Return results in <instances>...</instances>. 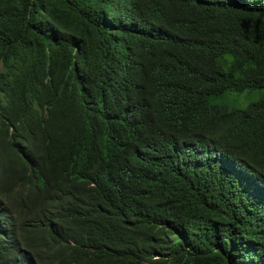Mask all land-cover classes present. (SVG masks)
<instances>
[{"label":"trees","instance_id":"trees-1","mask_svg":"<svg viewBox=\"0 0 264 264\" xmlns=\"http://www.w3.org/2000/svg\"><path fill=\"white\" fill-rule=\"evenodd\" d=\"M6 156L0 264H264V0H0Z\"/></svg>","mask_w":264,"mask_h":264},{"label":"clouds","instance_id":"clouds-1","mask_svg":"<svg viewBox=\"0 0 264 264\" xmlns=\"http://www.w3.org/2000/svg\"><path fill=\"white\" fill-rule=\"evenodd\" d=\"M32 163L26 156H6L0 161V246L5 240H12L10 233L9 215L6 212V201L3 194V187L13 179L20 176ZM7 236V237H4Z\"/></svg>","mask_w":264,"mask_h":264},{"label":"rangeland","instance_id":"rangeland-1","mask_svg":"<svg viewBox=\"0 0 264 264\" xmlns=\"http://www.w3.org/2000/svg\"><path fill=\"white\" fill-rule=\"evenodd\" d=\"M260 95V91H245L242 94L229 92L223 102L230 107H245L249 102L256 100Z\"/></svg>","mask_w":264,"mask_h":264}]
</instances>
